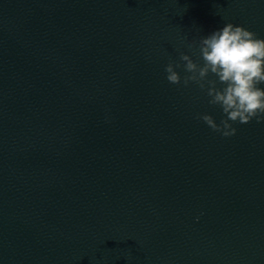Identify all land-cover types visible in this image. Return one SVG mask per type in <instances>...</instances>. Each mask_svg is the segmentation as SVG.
I'll return each mask as SVG.
<instances>
[{
    "label": "water",
    "instance_id": "obj_1",
    "mask_svg": "<svg viewBox=\"0 0 264 264\" xmlns=\"http://www.w3.org/2000/svg\"><path fill=\"white\" fill-rule=\"evenodd\" d=\"M228 23L264 0H0V264H264V123L166 79Z\"/></svg>",
    "mask_w": 264,
    "mask_h": 264
},
{
    "label": "clouds",
    "instance_id": "obj_2",
    "mask_svg": "<svg viewBox=\"0 0 264 264\" xmlns=\"http://www.w3.org/2000/svg\"><path fill=\"white\" fill-rule=\"evenodd\" d=\"M199 53L202 65L181 53L180 61L184 63L169 62L165 68L166 79L176 85L181 83L176 69L183 68L187 73L183 85L196 83L206 89L209 103L218 105L225 114L219 124L209 114L196 118L225 137L237 133L230 121L247 124L255 118L257 123H264V39L243 26L228 23L200 39ZM210 75L215 79H209Z\"/></svg>",
    "mask_w": 264,
    "mask_h": 264
}]
</instances>
